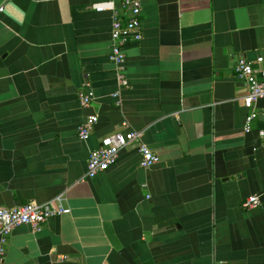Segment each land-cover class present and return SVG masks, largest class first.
Segmentation results:
<instances>
[{"label": "crops", "instance_id": "1", "mask_svg": "<svg viewBox=\"0 0 264 264\" xmlns=\"http://www.w3.org/2000/svg\"><path fill=\"white\" fill-rule=\"evenodd\" d=\"M97 1L0 0V208L62 196L71 209L41 232L16 228L0 264H264V99L245 132L249 89L234 72L264 58V0H137L142 39L124 48L121 90ZM124 123L159 163L142 168L134 143L88 179L91 151Z\"/></svg>", "mask_w": 264, "mask_h": 264}, {"label": "built area", "instance_id": "2", "mask_svg": "<svg viewBox=\"0 0 264 264\" xmlns=\"http://www.w3.org/2000/svg\"><path fill=\"white\" fill-rule=\"evenodd\" d=\"M123 6L128 10L126 20L120 17L115 0H98L92 5L93 10L98 13L110 12L112 14L111 40L112 51L110 60L116 68L117 81L119 89L128 88L130 86L126 72V54L125 46L129 41H140L142 35L141 28V3L137 0H123ZM5 5H0V15L4 14ZM264 62L263 57L257 60V66L241 58L234 67V72L238 80L244 82L249 92L244 98V106L249 111L246 117L245 132L249 133L253 130L254 122L259 118L260 112L257 109V103L264 99V69L261 65ZM121 91L116 93V97H120ZM81 104L85 107L89 106L92 101V94L81 93L79 95ZM264 114V110H263ZM98 116L93 115L79 126V138L87 142L98 122ZM260 138L264 144V127L258 131ZM143 132L130 129L127 123L123 124V130L116 131L111 135L102 139L98 148L90 153L88 161L87 178L95 179L98 175L105 173L112 165H114L122 150L126 149L134 143L138 144L141 155L140 166L145 169L154 167L159 163V156L142 143ZM262 205V197L260 195L249 197L244 208L254 209ZM71 209L64 205V198L57 197L48 204L28 203L21 207L0 208V260L6 254V246L13 231L21 226H30L35 232H41L44 225L54 217L68 215Z\"/></svg>", "mask_w": 264, "mask_h": 264}, {"label": "water", "instance_id": "3", "mask_svg": "<svg viewBox=\"0 0 264 264\" xmlns=\"http://www.w3.org/2000/svg\"><path fill=\"white\" fill-rule=\"evenodd\" d=\"M103 229H104V233L108 239V241L110 242V244L115 248V249H119L121 247V244L117 238V236L115 235V232L113 230V227L111 225V223L106 222L103 224Z\"/></svg>", "mask_w": 264, "mask_h": 264}]
</instances>
